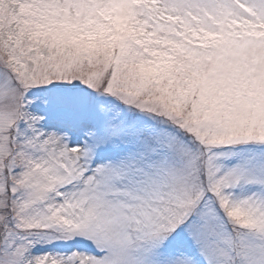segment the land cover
Wrapping results in <instances>:
<instances>
[{
  "label": "snow or ice",
  "instance_id": "6c2138e0",
  "mask_svg": "<svg viewBox=\"0 0 264 264\" xmlns=\"http://www.w3.org/2000/svg\"><path fill=\"white\" fill-rule=\"evenodd\" d=\"M0 264H264V0H0Z\"/></svg>",
  "mask_w": 264,
  "mask_h": 264
}]
</instances>
